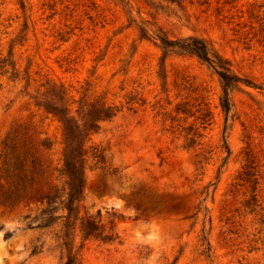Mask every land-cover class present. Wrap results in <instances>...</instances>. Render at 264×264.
I'll list each match as a JSON object with an SVG mask.
<instances>
[{
    "label": "rangeland",
    "instance_id": "obj_1",
    "mask_svg": "<svg viewBox=\"0 0 264 264\" xmlns=\"http://www.w3.org/2000/svg\"><path fill=\"white\" fill-rule=\"evenodd\" d=\"M159 37L200 39L256 87H228L225 114L215 71ZM58 90L91 124L79 213L116 234L69 219L73 264H264V0H0L4 190L64 181L60 124L33 105L62 106ZM26 208L0 206V264H62L54 211L36 227Z\"/></svg>",
    "mask_w": 264,
    "mask_h": 264
},
{
    "label": "trees",
    "instance_id": "obj_2",
    "mask_svg": "<svg viewBox=\"0 0 264 264\" xmlns=\"http://www.w3.org/2000/svg\"><path fill=\"white\" fill-rule=\"evenodd\" d=\"M19 8L23 7V0H16ZM142 35H147L146 29L138 27ZM149 36V35H148ZM162 48L170 47L175 48L181 53L192 54L201 61L209 65L217 74L221 84V94L218 97L220 109L226 114L230 109L228 99V87L234 83H240L246 86L256 87L251 82L239 78L229 73L228 68L223 67L220 63L210 59L207 45L200 39L186 37L183 39H167L163 37L158 38ZM258 88V87H257ZM59 89H62L60 86ZM60 93L59 101L62 106H50L38 103H33L37 108H42L46 113L54 117L60 124L61 134L63 139V147L61 150V166L60 174L64 177V181L61 186L56 187L53 185L49 187L44 193L31 194L23 191V189L4 187L0 185V206L10 211L17 204H21L26 208V212L22 215V219H28L30 225L34 223L36 227L44 226L45 223L51 219V211H54V218L59 220L60 236H54V242H58L61 250L65 251V260L62 264H73L76 260V252L71 253L67 248V234L65 232L66 222L73 217V219L79 222V230L85 232L87 237L97 238L103 242L112 241L116 238V234L110 230L106 233L97 230L100 227L99 220L94 215L86 211L80 212V194L83 182V167L81 164L82 156L81 149L85 143V130L91 129V124H79L75 113L77 108L73 109L74 100H70L67 93L58 90ZM46 91L44 94L46 95ZM30 100L36 96H28ZM40 95H43L42 93ZM54 96L53 94H51ZM58 95V94H57ZM56 95V96H57ZM67 97V98H66ZM108 106L105 103L100 104L98 113H103ZM199 120H204V116L197 117ZM200 123H204L203 121ZM29 204H33L32 208L28 207Z\"/></svg>",
    "mask_w": 264,
    "mask_h": 264
}]
</instances>
